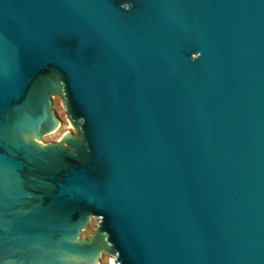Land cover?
<instances>
[{"label": "water", "instance_id": "obj_1", "mask_svg": "<svg viewBox=\"0 0 264 264\" xmlns=\"http://www.w3.org/2000/svg\"><path fill=\"white\" fill-rule=\"evenodd\" d=\"M103 254L264 264V0H0V259Z\"/></svg>", "mask_w": 264, "mask_h": 264}, {"label": "rangeland", "instance_id": "obj_2", "mask_svg": "<svg viewBox=\"0 0 264 264\" xmlns=\"http://www.w3.org/2000/svg\"><path fill=\"white\" fill-rule=\"evenodd\" d=\"M52 101V110L54 111L56 117L59 119L60 124L54 133L47 135L41 139V143L45 145L59 141L64 134L71 133L75 135V129L67 118L61 98L56 96L52 98ZM97 226L98 219L93 218L86 230L82 232L81 238H91ZM112 260H114L112 256L103 254L101 259L99 260V264H111Z\"/></svg>", "mask_w": 264, "mask_h": 264}, {"label": "snow or ice", "instance_id": "obj_3", "mask_svg": "<svg viewBox=\"0 0 264 264\" xmlns=\"http://www.w3.org/2000/svg\"><path fill=\"white\" fill-rule=\"evenodd\" d=\"M0 264H4V261L2 259H0Z\"/></svg>", "mask_w": 264, "mask_h": 264}, {"label": "bare ground", "instance_id": "obj_4", "mask_svg": "<svg viewBox=\"0 0 264 264\" xmlns=\"http://www.w3.org/2000/svg\"><path fill=\"white\" fill-rule=\"evenodd\" d=\"M111 264H115L114 260H112Z\"/></svg>", "mask_w": 264, "mask_h": 264}]
</instances>
